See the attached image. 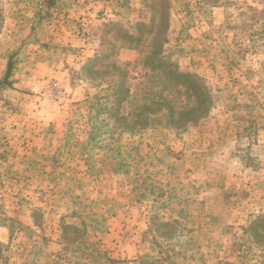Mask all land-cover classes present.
Here are the masks:
<instances>
[{
    "label": "rangeland",
    "instance_id": "obj_1",
    "mask_svg": "<svg viewBox=\"0 0 264 264\" xmlns=\"http://www.w3.org/2000/svg\"><path fill=\"white\" fill-rule=\"evenodd\" d=\"M0 264H264V0H0Z\"/></svg>",
    "mask_w": 264,
    "mask_h": 264
},
{
    "label": "trees",
    "instance_id": "obj_2",
    "mask_svg": "<svg viewBox=\"0 0 264 264\" xmlns=\"http://www.w3.org/2000/svg\"><path fill=\"white\" fill-rule=\"evenodd\" d=\"M12 71H13V62L10 61L8 63V69H7V72H6V76H5V79L0 82V86L2 85H11L10 82H9V78L11 77V74H12Z\"/></svg>",
    "mask_w": 264,
    "mask_h": 264
}]
</instances>
